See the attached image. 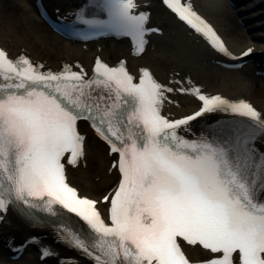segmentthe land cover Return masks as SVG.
<instances>
[{
    "label": "snow or ice",
    "instance_id": "6c2138e0",
    "mask_svg": "<svg viewBox=\"0 0 264 264\" xmlns=\"http://www.w3.org/2000/svg\"><path fill=\"white\" fill-rule=\"evenodd\" d=\"M163 3L232 58L190 0ZM95 7L107 18L78 13L83 38L130 37L139 55L158 31L147 28L148 13L135 12V0H97ZM43 67L0 50V212L13 206L30 222L50 224L93 264H189L180 241L214 254L206 264H264V152L256 147L264 143V115L244 100L205 95L189 80L178 90L202 106L170 120L162 108L174 90L146 69L137 83L123 61L109 67L98 58L91 77L79 65L57 73ZM216 112L233 119L185 135L192 121ZM81 120L119 155L118 187L102 201L81 197L67 182L65 158L75 167L85 155ZM98 203L110 204V223ZM41 254L55 255L44 247Z\"/></svg>",
    "mask_w": 264,
    "mask_h": 264
},
{
    "label": "bare ground",
    "instance_id": "6f19581e",
    "mask_svg": "<svg viewBox=\"0 0 264 264\" xmlns=\"http://www.w3.org/2000/svg\"><path fill=\"white\" fill-rule=\"evenodd\" d=\"M193 1L199 3L206 12L216 15L222 11L225 12L224 4L217 3L220 0ZM145 2L147 1L142 2L140 5L142 10H152L150 15L151 26L164 30L163 37L153 36L150 48L155 46L156 51L153 53L151 60H147V53L150 48L140 58H132L128 44L124 41L117 43L120 46L119 48L107 45L102 48V52L75 53L52 36L48 35L44 38L39 29L41 25L40 19L33 6L13 0H0V44L12 57L17 58L27 55L35 64L43 65L45 71L51 72H59L65 65H70L73 70L79 71V68L76 67L79 65L80 68H84L86 72L90 73L95 57L100 54L105 55L104 51L113 57L112 63L120 58L128 57L130 61H133V63H130L132 65L130 68L136 73L141 67L151 66L152 68H150L161 83L165 87L174 90L168 93L173 103L164 105V113L170 119L184 116L192 112L197 106L194 96L182 94L178 90L181 85L185 88L189 87L187 83L189 80L192 85L201 89H204L205 83H214L215 86L213 87L215 88H211V90H214L211 95L222 93L234 99H245L254 104L264 115V80L262 78L256 76L255 72L249 67H245L240 71L220 68L216 65L218 60L216 53L210 49L201 37L194 35L183 24L175 20L164 8L159 6L156 8L154 2L150 4ZM225 39L229 48L237 55L244 52L248 47H255L256 51L264 49V44H261L257 39H253L252 35L241 38L247 40V45L235 44L233 41ZM119 50L123 53L118 52ZM156 62L160 66L157 67L155 65ZM135 63H138V65ZM209 65L229 73L232 80L226 83L215 80L214 75L204 69ZM242 72L247 75L248 79L245 80L243 78L244 83L241 84L236 81L234 74ZM173 79L179 80L180 83H174L170 87L168 82ZM200 81L205 83L199 85ZM225 85L227 87L226 91L217 90ZM253 86L256 88L253 89ZM81 131L86 135L89 142L88 148L91 152L87 153L86 151L84 161H80L77 166L69 168V178L72 184L79 188L82 195L100 201L106 194L100 195V192L106 187H111L119 180L117 168H113L111 165L112 160L114 161L116 157L109 154L107 146L86 126H83ZM100 206L103 207L104 205L100 203ZM3 229L6 230V233L0 239V264H31L24 258L15 262L10 260L8 258L9 251H5L6 249L2 247L4 245L11 247L15 244V240L28 235L30 233L28 228L22 224L0 225V230ZM44 242L54 246L58 251V255L51 258L49 264H76L80 261L68 248L56 243L53 239L45 238ZM187 253L193 261L210 259H201L198 253L206 255V252L201 251L197 247H188ZM30 258L33 259V257Z\"/></svg>",
    "mask_w": 264,
    "mask_h": 264
},
{
    "label": "rangeland",
    "instance_id": "374dc122",
    "mask_svg": "<svg viewBox=\"0 0 264 264\" xmlns=\"http://www.w3.org/2000/svg\"><path fill=\"white\" fill-rule=\"evenodd\" d=\"M13 1H19L21 3L26 4V0H13ZM218 2V1H217ZM220 3H224L223 0L219 1ZM218 2V3H219ZM225 7V12H220L219 14H213L210 13L207 15L217 24V26L222 29V31L224 33H226L228 35L229 38H231L234 42H237L239 44H247L246 39H240L243 37L244 35V30L241 27V25L239 24L238 18L234 15L233 11L231 9H229L226 5H224ZM201 9V8H200ZM223 14V15H221ZM40 29V33H42L43 37H47L50 33L43 28L42 26H39ZM155 49V48H154ZM152 49V50H154ZM151 60V59H150ZM215 75L220 78L221 81H228V79L225 77L224 73L222 72H218L215 71L214 72ZM243 76V75H242ZM244 77V76H243ZM88 151H90V149L88 148ZM109 188H105L104 190H102L100 192V195L104 194L106 191H108Z\"/></svg>",
    "mask_w": 264,
    "mask_h": 264
}]
</instances>
